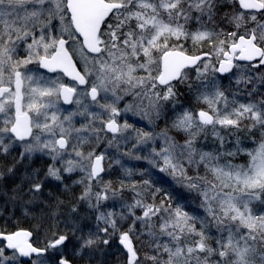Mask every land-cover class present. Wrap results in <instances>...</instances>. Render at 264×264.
<instances>
[{
  "label": "snow or ice",
  "instance_id": "1",
  "mask_svg": "<svg viewBox=\"0 0 264 264\" xmlns=\"http://www.w3.org/2000/svg\"><path fill=\"white\" fill-rule=\"evenodd\" d=\"M181 89L200 107L175 112ZM169 105L182 142L121 122L132 113L152 125ZM130 129L135 142L122 150ZM242 131L259 133L254 148L239 146ZM223 132L237 137L234 150ZM209 134L218 147L204 151L197 142ZM241 154L247 162L234 163ZM124 157L147 167H125ZM113 165L118 183L105 179ZM156 173L197 207L158 186ZM8 205L35 223L0 229V264H104L113 242L122 264H264V0H0Z\"/></svg>",
  "mask_w": 264,
  "mask_h": 264
},
{
  "label": "rangeland",
  "instance_id": "2",
  "mask_svg": "<svg viewBox=\"0 0 264 264\" xmlns=\"http://www.w3.org/2000/svg\"><path fill=\"white\" fill-rule=\"evenodd\" d=\"M77 59H78V57H77ZM224 84L225 85L227 84V80H226V82H224ZM181 92H184L185 93L184 95L187 96V100H189L191 102V103L188 102V101L186 102L187 108H190L192 110H196L197 108L200 107V105H198L196 103V101L194 99V95L187 94L185 89L184 90H181ZM181 96H183V95H181ZM121 107H123V104H121ZM175 112H176V109H175ZM175 112L172 110L171 106L169 105L168 106V109L164 113V115L160 119L156 120L155 123L152 124V125H149V123H148L147 120H142V119H140L139 116L133 115L132 113H128L125 117H123L122 120H121V122H123V119H127L128 123L134 125L136 128H139V129H142V130H145V131H154L155 133H159L162 130L168 129L169 130V135L175 136L177 140H180L182 142L183 141V135L176 133L174 130H171V128H170L171 121L174 118V115L173 114ZM169 114H171L173 117L171 115L168 116ZM127 135H129L131 137V139L128 140V142H127L126 145H122V150H127V148H130L131 147V144L135 142V135H136L135 132H133L130 129L129 132L127 133ZM257 139H259V135L257 136ZM161 143H162V141L157 140L155 146L157 148H159V146H160ZM147 150H148V146H145V152L143 154H146ZM108 155H109V157L115 156V157L118 158L120 154L115 149H109L108 150ZM107 164H108V161L106 160L105 161V166L106 167H107ZM122 164L125 167H140V168L147 167V165L144 162H142V161H135V160H129L127 157H124L122 159ZM156 174H157L156 176H157V178L159 180L161 179L163 181H166L169 185H171L174 188H177L179 191H181L186 196L187 195H190V198H191L190 201H187V199L185 201V203H188V202L190 203V208L188 209L189 211H191L192 209H194V208L197 207L199 201L193 199V194L187 193L184 189L180 188L178 185H176L171 180L170 177H167V176H165L162 173H156ZM122 178H123V170H122V168H121L120 165H113V167L111 169V172L105 176V179H110V180L113 181V183H118L119 180L122 179ZM132 179L136 180V179H139V177L138 176H133ZM163 189H165V188H163ZM130 196H131V194L128 193V192H125L124 193V199L126 201L127 200H130ZM4 208H6L9 213H13V214L16 213V214H18L17 216H21L20 217L21 219H28L30 221V222L27 221L29 227L32 226V222L34 223V221H32L30 217L25 218L24 212H23V210L21 208H19V207H13L12 205H8L7 207H4ZM85 208H86V206H85ZM0 210H2V209L0 208ZM2 214H3V211H0V216ZM36 238H37L36 240H38V238L43 239V236L41 234V235L37 236ZM118 264H120V263H118Z\"/></svg>",
  "mask_w": 264,
  "mask_h": 264
},
{
  "label": "trees",
  "instance_id": "3",
  "mask_svg": "<svg viewBox=\"0 0 264 264\" xmlns=\"http://www.w3.org/2000/svg\"><path fill=\"white\" fill-rule=\"evenodd\" d=\"M205 50H207V49H205ZM222 82L224 84V82H226V80H223ZM181 90H184V89H181ZM180 97H179L180 99L178 101L179 103L177 104L178 106L176 108V112L182 111L183 109L187 108L186 102L187 101L190 102L189 100H187V96L183 95ZM170 115L171 114H169L168 116H170ZM173 115H175V113ZM222 135H225L228 139V143L226 144V149L234 150V148L236 146L237 137L235 135L229 136L227 132H223ZM258 135H259V133H257V132H253L251 135L248 134L246 131H242V132L238 133L239 141H240L239 146L242 147L243 149H247V150L254 148L255 144L253 143L252 137L255 136V138L257 139ZM197 147L202 148L204 151H212L214 148L218 147V142H216L214 140V138L211 136V134H209L207 140H204L203 137H201V139L197 142ZM247 160H248V157L244 154H241V155L237 156L233 162L237 163V164H243V163H246ZM68 183H71V181H68ZM158 186H161L162 188H165L167 191L171 192L174 197H180L181 202H185L186 199H187V201H190V199H191L190 195L186 196L181 191H179L177 188L172 187L166 181H163L161 179L159 180ZM73 191L75 194H78L80 191L79 186H74ZM55 194L60 195L61 199H64L66 201L71 198V194H63L62 193L61 186L56 189ZM1 209L2 210H0V211H3V213H5L7 211L6 208H1ZM86 210L87 209L85 208V206H81V213H84ZM61 211H62V213L66 212L67 208H62ZM64 218L65 217L62 215L61 219H64ZM98 258L102 259L104 261V264H118V263L122 264V260H123V256H122V254H121V252H120V250H119V248L115 242H113L112 246L108 249L106 255H104L103 257H98ZM77 264H85V261L84 260H77Z\"/></svg>",
  "mask_w": 264,
  "mask_h": 264
},
{
  "label": "flooded vegetation",
  "instance_id": "4",
  "mask_svg": "<svg viewBox=\"0 0 264 264\" xmlns=\"http://www.w3.org/2000/svg\"><path fill=\"white\" fill-rule=\"evenodd\" d=\"M81 65H78V67H80ZM30 68L33 69V71H36L38 72L39 74H43L44 76L46 77H49V78H54L56 77L57 75L61 76L63 81L65 83H69V84H75V82H73L72 80H69L67 79L65 76H63L62 73H49L43 69H37L35 65H29ZM80 88H84L86 87L85 85L83 86H79ZM63 107H66V108H70L72 106H68V105H62ZM35 163V166L36 167H39L42 163V161L40 160H37L34 162ZM60 186L58 184H56L55 182H53L52 184V190L53 192L55 193L56 189L59 188ZM7 210V209H6ZM18 214H13V213H9L8 210L3 213L1 216H0V229H3L6 227V230L7 231H14L16 230L17 228H29V225H28V222L29 221L28 219H21L20 217L21 216H17ZM30 222V221H29ZM35 223V222H34ZM32 222V224H34ZM34 239H37L36 237H34ZM42 239L38 238L37 243H39Z\"/></svg>",
  "mask_w": 264,
  "mask_h": 264
},
{
  "label": "water",
  "instance_id": "5",
  "mask_svg": "<svg viewBox=\"0 0 264 264\" xmlns=\"http://www.w3.org/2000/svg\"><path fill=\"white\" fill-rule=\"evenodd\" d=\"M43 70H45V69H43ZM45 71H47V70H45ZM66 77V76H65ZM67 79H69V80H71L69 77H66ZM81 86H83V85H81Z\"/></svg>",
  "mask_w": 264,
  "mask_h": 264
}]
</instances>
